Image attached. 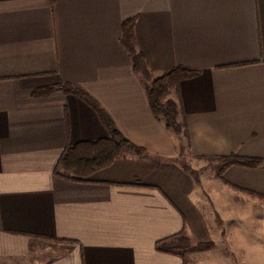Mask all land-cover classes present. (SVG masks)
Masks as SVG:
<instances>
[{
  "label": "crops",
  "instance_id": "obj_1",
  "mask_svg": "<svg viewBox=\"0 0 264 264\" xmlns=\"http://www.w3.org/2000/svg\"><path fill=\"white\" fill-rule=\"evenodd\" d=\"M131 18L154 79L198 72L171 99L190 145L151 108ZM66 84L144 152L57 176L69 145L111 137ZM181 233L212 246L157 250ZM0 264H264V0H0Z\"/></svg>",
  "mask_w": 264,
  "mask_h": 264
},
{
  "label": "trees",
  "instance_id": "obj_2",
  "mask_svg": "<svg viewBox=\"0 0 264 264\" xmlns=\"http://www.w3.org/2000/svg\"><path fill=\"white\" fill-rule=\"evenodd\" d=\"M135 24L136 18H131L124 22L121 42L131 57L134 70L146 82L150 83L147 88V93L154 114L163 118L167 127L175 134L183 135L190 145V130L188 124L186 122H179L178 120L179 103L172 100L164 102V98L168 86H173L178 91L180 83L183 80L196 76L198 72L177 68L154 79L148 68L146 56L136 48ZM62 89L79 96L93 107L99 114L105 127L109 130L111 137L109 139L69 145L57 164V176L69 180H83L111 166L123 151L144 152L142 148L131 143L122 135L109 114L89 94L71 84H66ZM219 160L222 163L223 170L235 165L254 168L262 164L260 159L241 158L236 155L223 157ZM174 241H184L186 244L175 245L173 244ZM189 247L190 240L184 233L163 240L157 244L158 251L175 254L183 258H185L186 254L184 252H177L176 250L182 249V251H185Z\"/></svg>",
  "mask_w": 264,
  "mask_h": 264
},
{
  "label": "rangeland",
  "instance_id": "obj_3",
  "mask_svg": "<svg viewBox=\"0 0 264 264\" xmlns=\"http://www.w3.org/2000/svg\"><path fill=\"white\" fill-rule=\"evenodd\" d=\"M175 94H176V89L173 86H168L167 87V93H166L165 98H164V102L171 100L173 98V96H175ZM189 240H190V247L188 249H186L185 251H182V249L176 250V251L177 252H184L185 254H187L192 250V248L196 249V250H199V249L204 250V249H207L208 247L212 246L211 244H198L197 246L193 247L191 239H189ZM173 244H175V245L184 244L185 245L186 242L174 241Z\"/></svg>",
  "mask_w": 264,
  "mask_h": 264
}]
</instances>
